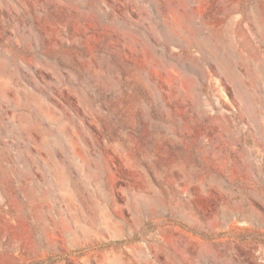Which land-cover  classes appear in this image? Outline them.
<instances>
[{
	"label": "rangeland",
	"instance_id": "374dc122",
	"mask_svg": "<svg viewBox=\"0 0 264 264\" xmlns=\"http://www.w3.org/2000/svg\"><path fill=\"white\" fill-rule=\"evenodd\" d=\"M0 264H264V0H0Z\"/></svg>",
	"mask_w": 264,
	"mask_h": 264
}]
</instances>
